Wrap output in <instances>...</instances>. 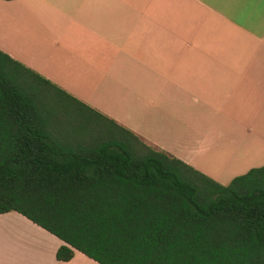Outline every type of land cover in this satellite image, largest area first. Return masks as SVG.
<instances>
[{
	"label": "crops",
	"instance_id": "obj_1",
	"mask_svg": "<svg viewBox=\"0 0 264 264\" xmlns=\"http://www.w3.org/2000/svg\"><path fill=\"white\" fill-rule=\"evenodd\" d=\"M0 51L220 184L264 164V0H0ZM15 211L0 264H98Z\"/></svg>",
	"mask_w": 264,
	"mask_h": 264
},
{
	"label": "trees",
	"instance_id": "obj_2",
	"mask_svg": "<svg viewBox=\"0 0 264 264\" xmlns=\"http://www.w3.org/2000/svg\"><path fill=\"white\" fill-rule=\"evenodd\" d=\"M98 264H264V164L220 184L0 51V214Z\"/></svg>",
	"mask_w": 264,
	"mask_h": 264
},
{
	"label": "rangeland",
	"instance_id": "obj_3",
	"mask_svg": "<svg viewBox=\"0 0 264 264\" xmlns=\"http://www.w3.org/2000/svg\"><path fill=\"white\" fill-rule=\"evenodd\" d=\"M155 149V148H154ZM164 152V151H163ZM168 154V153H167Z\"/></svg>",
	"mask_w": 264,
	"mask_h": 264
}]
</instances>
